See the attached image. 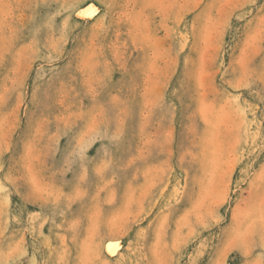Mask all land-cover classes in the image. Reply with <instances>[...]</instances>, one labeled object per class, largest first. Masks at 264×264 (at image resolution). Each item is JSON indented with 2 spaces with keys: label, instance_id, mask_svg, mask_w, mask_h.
<instances>
[{
  "label": "rangeland",
  "instance_id": "1",
  "mask_svg": "<svg viewBox=\"0 0 264 264\" xmlns=\"http://www.w3.org/2000/svg\"><path fill=\"white\" fill-rule=\"evenodd\" d=\"M0 264H264V0H0Z\"/></svg>",
  "mask_w": 264,
  "mask_h": 264
},
{
  "label": "bare ground",
  "instance_id": "2",
  "mask_svg": "<svg viewBox=\"0 0 264 264\" xmlns=\"http://www.w3.org/2000/svg\"><path fill=\"white\" fill-rule=\"evenodd\" d=\"M87 10V9H86ZM258 88V87H257ZM108 249L113 252L117 249L118 245L117 243L115 242H110L108 245H107Z\"/></svg>",
  "mask_w": 264,
  "mask_h": 264
}]
</instances>
